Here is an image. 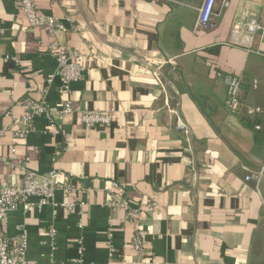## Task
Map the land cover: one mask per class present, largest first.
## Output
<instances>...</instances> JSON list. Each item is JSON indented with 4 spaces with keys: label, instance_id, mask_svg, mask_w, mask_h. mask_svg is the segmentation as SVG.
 <instances>
[{
    "label": "crops",
    "instance_id": "0c3cea01",
    "mask_svg": "<svg viewBox=\"0 0 264 264\" xmlns=\"http://www.w3.org/2000/svg\"><path fill=\"white\" fill-rule=\"evenodd\" d=\"M226 1L214 0L212 27L196 29L203 0H35L64 25L51 35L27 25L17 0H0V156L15 145L0 161L2 179L20 185L22 165L55 169L80 189L56 190L46 204L31 197L1 221L10 239L25 232L26 264L133 260L136 227L146 233L145 264H264V0ZM250 17L263 27L254 52L228 44L232 23ZM53 43L83 54V76L66 92L58 78L46 82ZM219 75L242 76L239 113L227 110ZM24 97L51 115L13 139L10 114L24 113ZM66 100L73 112L61 116ZM84 110L106 111L111 123L86 125ZM261 171L258 185L245 180ZM110 181L127 209L109 206ZM75 199L82 206L67 211Z\"/></svg>",
    "mask_w": 264,
    "mask_h": 264
},
{
    "label": "built area",
    "instance_id": "2783aa9c",
    "mask_svg": "<svg viewBox=\"0 0 264 264\" xmlns=\"http://www.w3.org/2000/svg\"><path fill=\"white\" fill-rule=\"evenodd\" d=\"M17 1L29 27L44 28L51 35H54L58 30L64 29V25L55 17L42 15L35 0ZM213 4L214 0H203L202 4L197 8L196 29H207L213 26L210 22ZM221 4L226 6L227 1L222 0ZM262 31V24L257 17H250L246 21L237 19L230 27L228 44L233 47L243 48L247 52H254L250 47L251 40L255 34L262 33ZM50 52L55 59L56 68L53 73L47 76L46 82L50 85L55 78H58L61 83V89L66 92L72 82L79 81L83 76L84 67L79 63V58L83 54L76 49L63 47L58 43H53L50 46ZM88 58L94 60L100 66L106 63V60L100 56L89 54ZM164 63L170 65L173 62L172 59H166ZM219 76L227 85V97L225 100L227 110L231 113H239L243 108L241 94L242 76ZM22 105L24 113L21 116L10 114L12 124L8 130L11 132L13 139H22L29 133L35 116L44 115L50 117L51 115V110L43 100L24 97ZM255 110L258 111L259 108ZM72 112V102L70 100L64 101L60 106L59 114L62 116ZM79 119L82 123L90 126H108L111 123V116L106 111L84 110L80 113ZM54 131L59 133L57 129H54ZM5 132L6 129L0 130V137ZM8 152V157L0 156V161L5 162L7 159L13 158L15 152L14 143L8 146ZM20 168L23 174L20 185L4 182L0 174V223L20 202L27 203L31 197H38L40 204H46L52 201L56 190H61L70 195L80 193V189L75 185L72 175H66L61 180L59 173L55 169H51L42 175H36L23 165ZM261 176L262 171L252 176H246L245 180H254L256 185H258ZM108 192V204L111 208H128V201L123 195V187L117 181H110ZM153 204L149 202L146 207H151ZM62 205L67 211H74L77 207L82 206V202L75 199L71 202H64ZM138 212L137 209L129 210L128 215L131 218H135ZM145 234L144 230L138 227L135 228L131 244L136 253V258L130 261L120 260V264H145L143 257V237ZM26 248L27 238L24 231L21 232V235L10 239L4 234L0 226V264H26Z\"/></svg>",
    "mask_w": 264,
    "mask_h": 264
}]
</instances>
